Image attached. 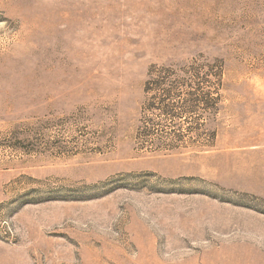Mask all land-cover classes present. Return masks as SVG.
I'll use <instances>...</instances> for the list:
<instances>
[{
    "label": "rangeland",
    "instance_id": "rangeland-1",
    "mask_svg": "<svg viewBox=\"0 0 264 264\" xmlns=\"http://www.w3.org/2000/svg\"><path fill=\"white\" fill-rule=\"evenodd\" d=\"M202 57L215 140L145 146ZM0 264H264V0H0Z\"/></svg>",
    "mask_w": 264,
    "mask_h": 264
},
{
    "label": "trees",
    "instance_id": "trees-1",
    "mask_svg": "<svg viewBox=\"0 0 264 264\" xmlns=\"http://www.w3.org/2000/svg\"><path fill=\"white\" fill-rule=\"evenodd\" d=\"M223 80L222 66L203 57L187 64L154 66L145 85L150 94L145 111L165 118L169 125L161 128L145 117V146L165 150L211 146L217 131L209 124L219 111ZM185 123L190 126L184 128Z\"/></svg>",
    "mask_w": 264,
    "mask_h": 264
}]
</instances>
